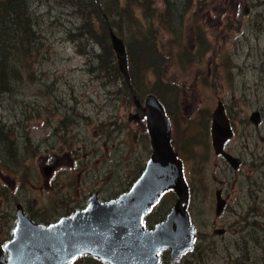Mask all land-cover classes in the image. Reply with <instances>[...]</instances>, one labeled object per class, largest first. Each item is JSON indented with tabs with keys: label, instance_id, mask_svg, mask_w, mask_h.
Wrapping results in <instances>:
<instances>
[{
	"label": "rangeland",
	"instance_id": "obj_1",
	"mask_svg": "<svg viewBox=\"0 0 264 264\" xmlns=\"http://www.w3.org/2000/svg\"><path fill=\"white\" fill-rule=\"evenodd\" d=\"M154 6L157 18H150L161 54L160 79L145 74L143 88L135 71L136 98L143 102L154 88L166 105L172 146L192 187L196 229L192 250L173 262L165 255L163 262L263 264L264 0H192L177 33L160 21L162 0ZM30 9L43 45L32 48L30 76L25 68L12 91L0 94V216L5 219L16 202L50 218L83 207L93 192L102 200L116 198L130 188L151 154L144 122L130 118L136 113L134 95L107 69L100 43L83 39L89 35L68 34L79 26V14L63 0L31 1ZM219 99L235 112V133L227 147L244 159L235 171L215 155L204 130V117ZM253 110L260 111L258 126L249 119ZM224 175L232 208L218 217L215 181ZM175 199V193H164L147 213V226L160 220ZM214 228H225L226 235L213 234ZM6 230L0 228V235Z\"/></svg>",
	"mask_w": 264,
	"mask_h": 264
},
{
	"label": "water",
	"instance_id": "obj_2",
	"mask_svg": "<svg viewBox=\"0 0 264 264\" xmlns=\"http://www.w3.org/2000/svg\"><path fill=\"white\" fill-rule=\"evenodd\" d=\"M109 39L119 71L130 82L124 40L112 27ZM137 113L134 119H146L151 154L145 167L131 187L109 200H100L94 193L83 209L60 218L50 225L35 224L17 205V222L13 239L5 245L8 259L1 264H67L78 256L90 255L108 264H162L160 251L168 249L170 262L192 248L195 228L187 205L188 185L183 167L171 143V122L153 94H147L144 104L134 95ZM250 120L259 122V113ZM232 136V128L219 101L211 123L212 147L233 168L239 159L224 151V143ZM172 190L176 199L165 218L152 228L144 226V216L161 194ZM223 200L217 199L216 213Z\"/></svg>",
	"mask_w": 264,
	"mask_h": 264
},
{
	"label": "trees",
	"instance_id": "obj_3",
	"mask_svg": "<svg viewBox=\"0 0 264 264\" xmlns=\"http://www.w3.org/2000/svg\"><path fill=\"white\" fill-rule=\"evenodd\" d=\"M31 1L39 3L48 0H0V94L12 91L14 83L22 78L25 68L29 69L30 76L29 66L33 49L38 51L43 45L41 31L36 27L35 10L30 9ZM63 1H67L72 10L80 16L79 26L73 29L74 31L69 30L68 34L89 35L83 39L92 42L95 39L100 43L102 54L107 58V69L112 70L115 77L121 78L126 93L131 96L136 95L139 89L134 85L133 73L135 71L141 75L143 88L146 84L145 74L152 73L155 81L160 79L161 67H159L158 61L161 60V54L157 47L154 19L150 18L155 17V14L159 12L158 8L154 6L155 0ZM162 3L163 9L159 13L162 17L160 21L167 26L171 33L181 32L184 16L189 10L192 0H162ZM109 27H112L125 42L130 75L129 83L125 82L118 69L109 39ZM82 29L85 30V33ZM102 54L99 55L100 59ZM95 56L97 55L95 54ZM135 60H139L136 68L133 66ZM101 67L103 68L102 62ZM106 73L109 74L108 71ZM150 91L155 92L154 88ZM163 106L166 108L164 103ZM166 253L164 251L162 258L167 255ZM243 260L246 263L247 257L244 256Z\"/></svg>",
	"mask_w": 264,
	"mask_h": 264
},
{
	"label": "flooded vegetation",
	"instance_id": "obj_4",
	"mask_svg": "<svg viewBox=\"0 0 264 264\" xmlns=\"http://www.w3.org/2000/svg\"><path fill=\"white\" fill-rule=\"evenodd\" d=\"M197 49H200V45H197L196 46ZM182 54H180L181 56ZM245 67H242L241 70H243ZM175 83V82H174ZM174 86H176L175 84H173ZM245 87H249L248 85H244ZM177 87V86H176ZM177 90L180 91V89L177 87ZM249 90V89H248ZM149 94V93H148ZM177 98H178V104H179V100H180V97H179V94L177 95ZM134 98H132L133 100ZM135 100V99H134ZM133 100V101H134ZM221 101L223 103V107H224V110H225V114L229 120V124L232 128V136L224 143V151L231 154L232 156L236 157L237 159H239V163H238V167L237 168H233L231 166V164H229L227 162V160L224 159V157H222L221 155H216L217 157H220L223 162H224V165L227 166V168H229L230 171H235V170H238V168L240 167V165L242 164V162L244 161L243 157L242 156H238V154H234L231 152V150L227 147L228 144H230V142L232 141V138H233V135L235 133L234 131V124H233V120L232 118L235 116V112L232 111V109L228 106L227 104V101H222V100H218L217 103ZM139 102L141 103V105H143V102L139 100ZM217 105V104H216ZM215 109V108H214ZM135 110H136V107H135ZM213 111L212 110V113L207 115L206 117H204L205 119V122H204V130H205V134L207 135V137L209 136L210 138V142H211V145H212V137H211V123H212V115H213ZM254 112H258L259 115H260V111L259 110H253L251 115L254 113ZM136 113H137V110H136ZM135 113V114H136ZM131 115L130 118H134L133 116L135 115ZM251 117V116H250ZM249 117V119H250ZM261 117L259 118V122L256 124H254L251 120V122L255 125V126H258L260 123H261ZM145 117H143L142 119L138 120V121H141V122H144V134L146 137L149 138V135H148V132H147V129H146V126H145ZM209 132V133H208ZM182 141H184L185 143L188 141V137H183ZM177 142V141H176ZM178 144V143H177ZM178 148V146H177ZM179 150V148L177 149ZM176 152V151H175ZM177 153V156L180 158L179 156V153ZM181 162H182V167H183V174H184V178L187 182V185H188V188H189V202H188V205H187V211L189 213V216H190V219H191V210H190V205H191V201H192V187L190 185V182L189 180L187 179V175H186V169L184 168V164H183V160L180 158ZM51 169V167H49V170ZM214 180H216V178H214ZM216 184H218V186L216 187L215 191H214V196H215V208H214V211H215V215L220 217L222 216L224 213H225V210L230 207V194H229V187L227 186V179H226V175L223 176V179H219V180H216L215 181ZM94 193V192H93ZM92 194V193H91ZM90 194V195H91ZM99 197V196H98ZM220 200H223V206H222V210H220L219 213H216V205H217V199ZM88 198L86 197V202H87ZM20 204L18 202H16L15 204V211L13 213H11V216H9L8 219H5L3 216H0V228L2 229L3 227H7V230L5 232L2 233V235H0V253L2 252V256L4 258V260H7V257H8V253L7 251L4 249V246L13 238V230L16 226V222H17V212H16V208H17V205ZM22 205V204H21ZM86 205V203H85ZM84 205V206H85ZM83 206V207H84ZM22 210L25 212V214L29 217V219L34 222V223H37V224H51L55 221H57L59 218H61L62 216H68V215H71L70 214H63V213H60V214H56L53 213V217H50V218H45L44 217V214L43 213H33L31 212V209H27L26 206L22 205ZM82 208V207H81ZM232 208V207H230ZM77 209V208H75ZM73 209V210H75ZM80 209V208H79ZM72 210V211H73ZM233 210V209H232ZM167 213V212H166ZM165 213V215H166ZM2 215V214H1ZM165 215L161 218L163 219L165 217ZM233 215V211H231V213L228 215L229 217H232ZM158 220L156 222H159L161 221ZM8 222H7V221ZM7 222V223H6ZM155 222V223H156ZM192 222V220H191ZM2 223H6L5 225H2ZM154 223V224H155ZM193 223V222H192ZM153 224V225H154ZM152 225V226H153ZM215 225V224H214ZM228 225H233V224H228ZM151 226V227H152ZM215 233H218V234H215ZM213 234L215 235H219L221 237H224L226 235V229L225 228H214L213 229ZM164 251H166L168 257H170V253H169V250L168 249H163L160 251V255L163 256V253ZM87 259H90L91 261L95 262V263H98V264H105L103 262H101L100 260H98L97 258L93 257V256H90V255H82V256H79L78 258H76L75 260H73L71 263L69 264H77L79 262H83ZM161 261L163 262V260L161 259ZM166 262V263H165ZM163 263L165 264H170V262L168 261H164Z\"/></svg>",
	"mask_w": 264,
	"mask_h": 264
}]
</instances>
